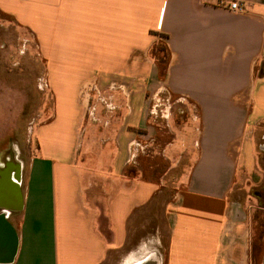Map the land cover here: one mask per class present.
Instances as JSON below:
<instances>
[{"label":"crops","instance_id":"obj_1","mask_svg":"<svg viewBox=\"0 0 264 264\" xmlns=\"http://www.w3.org/2000/svg\"><path fill=\"white\" fill-rule=\"evenodd\" d=\"M228 1L0 0L55 98L31 156L0 163V264H264L263 194L229 198L264 175V0Z\"/></svg>","mask_w":264,"mask_h":264},{"label":"rangeland","instance_id":"obj_2","mask_svg":"<svg viewBox=\"0 0 264 264\" xmlns=\"http://www.w3.org/2000/svg\"><path fill=\"white\" fill-rule=\"evenodd\" d=\"M28 37L25 32L18 30L9 17L0 13V156L11 149L15 151L14 156L21 161H26L35 151V131L40 124L51 118L55 106L53 92L45 86H38L39 78L43 75L41 70L44 61L36 56L31 41H24ZM149 55L166 58L167 54L164 45L159 43ZM92 92L93 90L90 96L93 95ZM70 94L74 95V91ZM75 100L78 106L76 93ZM60 111L59 106L58 115L61 114ZM174 113L176 114H173V119L176 123L179 124L181 118L185 119V114L182 116V113ZM76 141L81 143L80 138ZM79 151L82 150L78 147L77 157ZM258 155L259 161H263L264 151H258ZM183 162L168 172V184L163 194L166 201L171 200L175 193L176 186L171 185V182H176L174 178L182 173ZM256 194H263L264 197V175L259 168L247 175L243 181L240 179L239 184L230 192L229 198L245 203L255 198ZM156 209H159L158 205L154 208ZM254 213L251 212L252 217L255 216Z\"/></svg>","mask_w":264,"mask_h":264},{"label":"water","instance_id":"obj_3","mask_svg":"<svg viewBox=\"0 0 264 264\" xmlns=\"http://www.w3.org/2000/svg\"><path fill=\"white\" fill-rule=\"evenodd\" d=\"M260 149L264 151V146ZM8 212L11 211L4 207L0 211V263L11 262L15 250V241L12 235H8L11 228L6 219Z\"/></svg>","mask_w":264,"mask_h":264},{"label":"bare ground","instance_id":"obj_4","mask_svg":"<svg viewBox=\"0 0 264 264\" xmlns=\"http://www.w3.org/2000/svg\"><path fill=\"white\" fill-rule=\"evenodd\" d=\"M95 87V85L92 83V84H90V83H87L86 85H85V87L82 89V93H81V96H82V102L84 103V105L85 106H87L88 105V102L90 101V94H91V90H94V89H92V88H94ZM14 154H15V151L14 150H12L11 151V149H9V151H8V156L7 157H3L2 156V158H4V159H2L1 158V156H0V163H1V165L3 164V163H5V162H7V161H11V162H14V163H16L17 165L18 164H20V161H19V159L17 158V157H15L14 156ZM18 155V154H17ZM141 225V224H140ZM151 225V224H150ZM141 230V229H140ZM144 242V241H143ZM139 245V244H138ZM144 245V244H143ZM138 247H140V246H138ZM143 248V247H142ZM138 250V249H137ZM147 251H149V249L147 250ZM159 253V252H158ZM161 258V257H160ZM134 259V258H133Z\"/></svg>","mask_w":264,"mask_h":264},{"label":"built area","instance_id":"obj_5","mask_svg":"<svg viewBox=\"0 0 264 264\" xmlns=\"http://www.w3.org/2000/svg\"><path fill=\"white\" fill-rule=\"evenodd\" d=\"M226 6L231 11L238 12V13H242V12L247 11V4L244 3L243 1H240V0H230V1L226 2Z\"/></svg>","mask_w":264,"mask_h":264},{"label":"flooded vegetation","instance_id":"obj_6","mask_svg":"<svg viewBox=\"0 0 264 264\" xmlns=\"http://www.w3.org/2000/svg\"><path fill=\"white\" fill-rule=\"evenodd\" d=\"M7 153H8V152L5 151V152L1 155V158H2V156H3V157H7V156H8ZM2 159H4V158H2ZM151 264H153V263L151 262Z\"/></svg>","mask_w":264,"mask_h":264},{"label":"trees","instance_id":"obj_7","mask_svg":"<svg viewBox=\"0 0 264 264\" xmlns=\"http://www.w3.org/2000/svg\"><path fill=\"white\" fill-rule=\"evenodd\" d=\"M158 60H160V62H164V59H166L164 56L162 57H157Z\"/></svg>","mask_w":264,"mask_h":264}]
</instances>
